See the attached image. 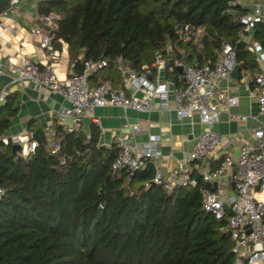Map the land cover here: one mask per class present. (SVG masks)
<instances>
[{"label":"trees","instance_id":"trees-1","mask_svg":"<svg viewBox=\"0 0 264 264\" xmlns=\"http://www.w3.org/2000/svg\"><path fill=\"white\" fill-rule=\"evenodd\" d=\"M34 1L38 16H58L51 44L66 45L73 73H82L87 60L106 61L88 75L91 86L113 82L118 60L130 70L152 69L154 52L176 42L181 23L200 31L196 40L179 43L189 63L212 65L221 44L229 43L242 70L258 69L242 38L239 16L247 9L231 0ZM10 6L0 0V13ZM251 40L264 50V22L254 25ZM16 111V96L9 94L0 105V137ZM33 126L36 147L26 157L0 141V264L233 262L226 217L201 207L199 188L211 184L198 178L196 187L167 193L151 181L148 166L112 171L118 144L101 145L95 123L89 133L55 124L51 141Z\"/></svg>","mask_w":264,"mask_h":264},{"label":"built area","instance_id":"built-area-1","mask_svg":"<svg viewBox=\"0 0 264 264\" xmlns=\"http://www.w3.org/2000/svg\"><path fill=\"white\" fill-rule=\"evenodd\" d=\"M16 2L17 0H11V4ZM229 4L247 9L239 16V21L243 24L242 38L246 41V49L255 55L261 70L245 79L255 85L251 92L259 103L260 114L264 115V50L251 40L254 25L264 22V0H231ZM38 20L46 30L33 26L29 33L39 38V47L46 50L49 61L40 64L28 60L21 63L0 60V75L8 76L10 83L28 82L63 97L68 105L57 112V123L67 131L80 128L85 111L93 112L96 107L108 105L124 110L148 111L153 107V101L157 100L162 109H169L173 102L178 118L197 115L206 124V128L197 137L182 165L168 172L155 168L151 181L162 185L170 193L180 186L196 187L198 178L209 184L218 182L224 177L227 167L233 166V194L227 196L220 188L201 186V207L216 218L226 217L227 229L231 231L234 241V260L231 264H264V122L253 130L252 138L240 146L235 161L225 156L212 169H206L198 163L214 155L221 143V135L213 129L220 113L238 104V97L229 94L219 85L221 79L231 78V72L238 64L232 46L222 43L212 65L189 63L182 54L179 43L196 40L200 31L181 23L176 25V42L167 43L163 52L161 49L154 52L152 69L143 65L140 71L130 70L118 60L123 75L122 87H112L109 84L91 86L88 75L105 66L106 61L87 60L82 73H71L66 78L59 79L53 69L59 51L51 44L49 35V31L56 28L58 16L51 12L38 16ZM169 61L172 64L168 66ZM179 67L182 68L183 75V85L180 87L174 86L160 75L166 69L173 71ZM3 100L4 95L1 94L0 102ZM228 118L245 121L249 116L229 111ZM99 128L102 130V127ZM138 131L137 125H129V133L119 135V151L112 163V171L125 169L133 173L147 167L149 161L155 163L163 157L159 148L160 137L150 135L145 141H138ZM45 136L51 141L49 132ZM0 141L6 145L18 144L20 150L17 152L22 157L32 153L36 147V141L26 136L2 135ZM56 147L57 144L52 142L51 152ZM2 192L0 187V195ZM225 204L228 205L229 212L224 209Z\"/></svg>","mask_w":264,"mask_h":264},{"label":"crops","instance_id":"crops-1","mask_svg":"<svg viewBox=\"0 0 264 264\" xmlns=\"http://www.w3.org/2000/svg\"><path fill=\"white\" fill-rule=\"evenodd\" d=\"M2 26L0 27V60H11L15 63L22 61L38 62L40 64L49 61L46 50L39 47V38L29 33V29L38 26L45 29V26L38 20L35 1L20 0L11 4L7 11L0 13ZM58 50V49H57ZM182 54H185L183 48ZM58 58L53 63V69L59 79H64L72 72V64L66 45L62 44ZM180 56V55H179ZM185 56V55H184ZM172 62L169 61L168 66ZM118 74L114 81L107 79L103 84L112 87H122L123 75L118 67ZM177 70V77L171 76ZM242 70L238 79L226 78L219 81V85L226 92L238 97V104L223 110L219 120L214 123L213 129L221 135V143L209 158L198 161L206 169L217 167L225 156L235 161L240 146L252 138L255 128L264 122V115L259 112V103L251 91L254 84L247 79L260 71ZM164 80L170 81L174 86L183 85V75L178 69L171 71L166 69L160 73ZM247 78V79H245ZM4 99L9 94H14L17 100L16 114L10 118L9 127L3 135L26 136L30 139L32 135L28 131L30 122L34 121V128L49 132L52 136L53 127L57 123V112L68 102L58 94L52 93L42 86H34L28 82L10 83L6 75H0V95ZM4 102H0V105ZM249 116L245 121L229 119L228 112ZM251 116H256L254 119ZM91 123L99 128V143L109 146L117 142L119 135L129 133V125H137L139 128L136 134L138 141H145L150 135L160 137L159 148L163 157L154 163L156 169L168 172L182 165L197 140L199 134L206 128L197 115L193 117L178 118L174 110L173 102L169 109L160 108L157 100L153 101V107L148 111H135L122 109L118 106L108 105L96 107L93 112L85 111L82 117L81 129L89 133ZM155 171V170H154ZM234 167L228 166L224 177L214 182L213 189L220 188L229 196L234 192Z\"/></svg>","mask_w":264,"mask_h":264},{"label":"water","instance_id":"water-1","mask_svg":"<svg viewBox=\"0 0 264 264\" xmlns=\"http://www.w3.org/2000/svg\"><path fill=\"white\" fill-rule=\"evenodd\" d=\"M239 70H240V65H239V64H236V65L234 66L232 72H231V77H232L233 79H238V78H239V76H240ZM178 71H179V72H182V68L179 67V68H178ZM32 138L37 139L38 136H37V135H32ZM12 150H13V153H15L16 151L20 150V146H19L18 144H14V145H12ZM147 166H148L149 168H151L153 171L155 170V165H154V163H153L152 161H149V162L147 163ZM224 209H225L227 212H229V207H228L227 204L224 205Z\"/></svg>","mask_w":264,"mask_h":264}]
</instances>
